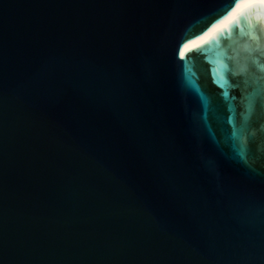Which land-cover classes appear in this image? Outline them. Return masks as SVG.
Masks as SVG:
<instances>
[{"label": "water", "instance_id": "95a60500", "mask_svg": "<svg viewBox=\"0 0 264 264\" xmlns=\"http://www.w3.org/2000/svg\"><path fill=\"white\" fill-rule=\"evenodd\" d=\"M0 264H264V0H0Z\"/></svg>", "mask_w": 264, "mask_h": 264}]
</instances>
